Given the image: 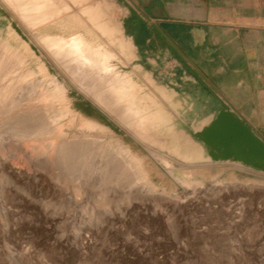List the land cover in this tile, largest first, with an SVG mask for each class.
Wrapping results in <instances>:
<instances>
[{
    "label": "rangeland",
    "instance_id": "obj_1",
    "mask_svg": "<svg viewBox=\"0 0 264 264\" xmlns=\"http://www.w3.org/2000/svg\"><path fill=\"white\" fill-rule=\"evenodd\" d=\"M64 1L61 17L31 33L0 0V45L15 46L9 27L29 43L65 86L72 110L104 127L82 128L62 117L65 137L77 130L74 141L93 137V145L105 150L101 156L90 150L87 163H63L58 151L30 147L41 137L29 135L32 125L15 131L10 119H0V264H264V174L255 173L252 182L230 172L219 178L217 165H200L210 158L195 137L164 138L154 122L148 138L142 137L94 102L36 42L50 34L83 33L113 54L110 65L127 75L114 10H102L114 30L106 35L87 21L81 4ZM41 78L36 72L34 79ZM131 82L137 101L139 88ZM81 101L94 108L90 116L76 108ZM118 146L128 149L125 158ZM132 165L142 167L143 180L134 182Z\"/></svg>",
    "mask_w": 264,
    "mask_h": 264
},
{
    "label": "crops",
    "instance_id": "obj_2",
    "mask_svg": "<svg viewBox=\"0 0 264 264\" xmlns=\"http://www.w3.org/2000/svg\"><path fill=\"white\" fill-rule=\"evenodd\" d=\"M93 1L114 10L135 103L164 138H192L228 110L264 143V0ZM200 165L246 182L264 174L233 160Z\"/></svg>",
    "mask_w": 264,
    "mask_h": 264
},
{
    "label": "bare ground",
    "instance_id": "obj_3",
    "mask_svg": "<svg viewBox=\"0 0 264 264\" xmlns=\"http://www.w3.org/2000/svg\"><path fill=\"white\" fill-rule=\"evenodd\" d=\"M1 1L11 9L13 16L18 19L19 23L31 33L42 25L61 17L67 10L64 0ZM69 1L81 4L82 14L87 17V21L97 31L106 35L113 34V28L104 19L102 9L97 3L87 5L85 3L88 0ZM7 30L8 36L15 43V46L12 47L9 41L4 46L0 45V119H10L15 131L32 125L28 128L29 135H41V137L30 142V147L50 153L58 151L62 157L61 160L64 161L63 163H77L78 161L84 163L90 159L93 151L101 156L105 149L95 147L93 137L83 139L78 143L80 140L74 141L77 138L75 137L77 130L74 133L75 136L73 134L71 138L65 137L66 133L63 132L65 126L62 128L63 125L59 124V121L62 117H66L78 127L100 130H104V127L83 118L79 112L72 110L63 83L49 73L44 61L34 52L27 41L23 40L12 27ZM36 45L43 54L51 58L61 72L78 81L84 91L92 95L94 102L107 111L109 110L112 115L121 119L120 121L126 123L128 127L138 130L140 134L144 135L142 137H147L145 134L151 120L135 103L136 87L131 79L127 75H121L110 65L109 62L113 54L101 46H95L92 40L83 33H74L70 36L50 34L37 39ZM29 61L35 65L32 66ZM36 72L42 76L40 80L34 79ZM43 82L47 83V87L42 86ZM40 121L47 122L44 125L38 124ZM77 134L79 136L78 132ZM151 139L153 140V138ZM118 145L122 146L121 144ZM32 148L30 150H33ZM120 148L117 150H119L120 156L125 158L128 149L125 151ZM128 154L130 153L128 152ZM132 162L134 163V158ZM136 162L138 163V161ZM139 167L137 165L131 166L130 173L134 182L135 180H143L142 167Z\"/></svg>",
    "mask_w": 264,
    "mask_h": 264
},
{
    "label": "water",
    "instance_id": "obj_4",
    "mask_svg": "<svg viewBox=\"0 0 264 264\" xmlns=\"http://www.w3.org/2000/svg\"><path fill=\"white\" fill-rule=\"evenodd\" d=\"M194 137L205 146L214 161L233 160L264 171V143L244 121L228 110H221Z\"/></svg>",
    "mask_w": 264,
    "mask_h": 264
},
{
    "label": "trees",
    "instance_id": "obj_5",
    "mask_svg": "<svg viewBox=\"0 0 264 264\" xmlns=\"http://www.w3.org/2000/svg\"><path fill=\"white\" fill-rule=\"evenodd\" d=\"M76 108L83 114L90 116L91 111L94 109L87 101H81V105L77 104Z\"/></svg>",
    "mask_w": 264,
    "mask_h": 264
}]
</instances>
